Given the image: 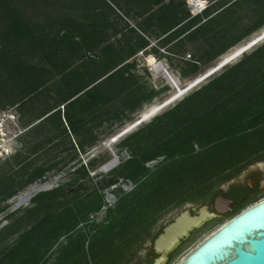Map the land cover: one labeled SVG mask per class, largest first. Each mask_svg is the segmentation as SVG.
<instances>
[{
    "label": "trees",
    "instance_id": "1",
    "mask_svg": "<svg viewBox=\"0 0 264 264\" xmlns=\"http://www.w3.org/2000/svg\"><path fill=\"white\" fill-rule=\"evenodd\" d=\"M164 1L0 0V109L16 106L25 129L0 164V213L28 185L73 169L5 214L0 264H127L168 210L212 200L220 183L264 159L263 41L123 137L128 157L107 178L88 176L96 159L71 166L104 123L131 120L126 112L158 95L128 62L151 37L174 54L193 45L179 68L188 78L264 25V0H217L194 17L183 0ZM113 6L135 26H117ZM120 179L133 187L123 191ZM113 185L116 199L96 223Z\"/></svg>",
    "mask_w": 264,
    "mask_h": 264
},
{
    "label": "rangeland",
    "instance_id": "2",
    "mask_svg": "<svg viewBox=\"0 0 264 264\" xmlns=\"http://www.w3.org/2000/svg\"><path fill=\"white\" fill-rule=\"evenodd\" d=\"M168 1L169 0H165L164 2H168ZM183 2L185 3L184 6L186 7L187 0H183ZM113 8H114V14L112 13V18L114 19V22L117 23V26H121L123 28L122 29L123 31H124V29H126V28H124L125 23H127L130 27H134L135 24L138 22L139 19L133 18L131 16H125L122 13V11H119L118 9H116L115 6H113ZM251 36H252V34L250 36L246 37L244 40H242L238 44L245 42ZM115 37L119 38V35H116ZM115 37L111 40H114ZM149 43H150L149 47L152 46L155 49H157V51H158L157 54L151 53V55L154 56V58H155V60H157V62L163 63L168 68V70L170 72H172L173 76L177 80H179V82H178L179 86H183L188 80H190L194 76V75H192L191 77L183 78L180 76V73H179V70H180L179 68L182 65L183 61H192L194 59L195 50H194L193 45L187 44L185 46L184 50H182V52H180L179 54H174L172 52V50L168 51L169 48L174 49V45L172 43L169 44L167 49L160 47V45L158 43V38H156V37H151L149 39ZM256 46H254V47H256ZM149 47L145 48L144 50L138 51L134 56H132L130 59H128V62L133 64V67L131 68V72L133 74L137 75V77L140 79V82L142 84H145V87H146L145 90L146 91H149V89H151V88L159 91L158 95L155 96L152 99V101L150 102V104H152V103H158V102L162 101L163 99L167 98L173 92V89L171 88V86L169 84H167L166 81H163L164 76L162 74L158 73L156 69L152 70L151 66L148 65V63L146 61V57L150 55L149 54L150 53ZM252 49H250L249 51H247L245 53H249ZM239 58H237L235 61H237ZM217 60H218V57L215 60L211 61L210 63L202 66L200 68V70L198 71V73H202L206 69L212 67ZM235 61H233L232 63H234ZM227 65H229V64H227ZM227 65H225V66H227ZM224 67H222L220 70H218L217 72H215L211 76H214V75L218 74L219 72H221ZM175 72L177 74H174ZM210 77H208V78H210ZM207 79L202 81L199 85L204 83ZM163 86H167L168 90L161 92L160 88ZM198 86H196V87H198ZM192 90H190V91H192ZM189 92H187L186 94H188ZM186 94L182 95L180 98H178L177 100L173 101L172 103H170L169 105L164 107L157 114L163 112L167 108L174 105L177 101H179ZM148 105H149L148 103H144V104H142L141 108L137 109L136 111H134L132 113L126 112L125 114L128 115L129 118H131V120H126L123 117V120L121 121L120 124H118L117 120H115L114 122L104 123L103 128L97 130V132L99 134V140L96 142V144L90 148H87L85 150V152L77 151L78 152L77 159L71 163L72 164L71 166H76V165H79L80 163L83 165H86L89 160L96 159L97 162H96L95 168H93V169L88 168V176L90 177L92 182H96L100 179L107 178L109 173L114 168H116L121 161H123L125 158L128 157V153L125 150L119 152V149H120L118 146L119 141L122 140V138L125 137L128 133L137 129L143 123L148 122L152 117L149 120L137 125L131 131H129L127 134H125L122 138H120L117 142H115L111 145H108V146H103L102 142L106 141L109 138H112L111 137L112 135H114L116 132H118L125 125H127L128 123H130L131 121L136 119L138 113H140ZM60 109L61 110L63 109L62 105L60 106ZM2 110L5 112H14L17 116V124H18L19 128L22 129L23 131L19 135H17V137H13V133L18 131V127H16L12 123H7L6 125H4V127L7 125L8 126L3 128V131L5 132L3 135L1 134L2 130H0V164L4 159H7L8 157H10L13 153H15V151L17 149L20 148L21 144L19 142V137L25 130L20 125L19 113L16 109V106L6 107L5 109H0V111H2ZM0 129H1V127H0ZM113 154L119 158L118 164L116 166L112 167L110 170H108L106 172H102L101 167L105 166L111 160ZM104 158H105V160L102 163V160ZM159 160L160 159H157L156 161H151V162L147 163V166L151 167ZM255 163H264V159L262 161L255 162ZM66 170L72 171L73 169L69 168ZM67 172L64 170V171H61L60 173H53V172L48 173L47 177L44 179V181H41V182L37 181L35 183L28 185L27 187H25L23 189V191L19 192L17 195H15V196L11 197L10 199H8L7 201H5V204H7L8 207L4 212L0 213V227L7 224V222H9L7 219H5V217H4L5 214H7L13 210L21 209V208H24L25 206H28L29 202H30V198L34 194H36L37 192H40V191H44V190L54 188L55 186L67 181L70 178V176L67 174ZM116 186L120 187L123 191H129L133 187V184L130 181H125V180L120 179L118 181V183L116 184ZM113 187H114V185L105 189L104 191H102L106 205L103 206L93 216V220L96 223H101L103 221L104 216H105V212H106V208L108 206H112L115 199H116L115 194H113L111 192V188H113ZM68 192H70V190H68ZM24 194H30L31 196L28 200L24 201L21 204H18L19 199H21ZM207 202H208L207 200L196 201V202H187L180 207L168 210L162 216V218L159 219L158 222L154 225L151 232L153 234L156 233L159 230V228H161L166 223H168L170 220H172V218L174 216H176L182 209H184V208H195L196 206H198L200 204H206ZM226 220H227V217L214 218V219H211L210 221H208L202 227L194 230L192 235L189 236L183 244H181L180 246H178L174 250V253L172 254L171 258L168 261H166L165 264H177L188 252H190L194 247H196L202 240H204L209 234H211L215 229H217V227H219ZM11 238L12 237H10V236L7 238L5 237V240L9 241V240H11ZM0 239L3 240L4 237H0ZM64 241H65L64 238L59 239L60 243H62ZM54 248H56V246H54ZM150 248H151V243H150V240L147 238V239H145L142 246L137 250L135 256L127 264H146L145 259L151 255L150 254L151 253ZM53 257L55 258V256H53Z\"/></svg>",
    "mask_w": 264,
    "mask_h": 264
},
{
    "label": "water",
    "instance_id": "3",
    "mask_svg": "<svg viewBox=\"0 0 264 264\" xmlns=\"http://www.w3.org/2000/svg\"><path fill=\"white\" fill-rule=\"evenodd\" d=\"M248 45L246 44L241 48L239 53L243 52ZM224 64H217L207 72L195 74L183 86L175 85L176 92L173 95L160 101L146 114L138 113L137 117L139 118L134 119L135 121L123 130L121 128V131L114 137H119L126 130L139 125L141 122L143 123L144 119L155 110L170 104L171 100L189 92L197 86V83L210 77L218 67ZM163 79L166 81L165 78ZM231 203L230 200L224 198L223 194H219L214 200V212L209 211L206 205L200 206L197 211H195L196 207L192 208L195 211L193 214L189 208L182 209L170 222L163 226L161 232L153 239L150 251L156 257L152 259L150 264H165L168 254L176 249L191 231L200 228L206 221L215 218L218 214L228 212L229 209H222L219 205L230 206ZM177 264H264V199L246 206L236 215L223 222Z\"/></svg>",
    "mask_w": 264,
    "mask_h": 264
},
{
    "label": "flooded vegetation",
    "instance_id": "4",
    "mask_svg": "<svg viewBox=\"0 0 264 264\" xmlns=\"http://www.w3.org/2000/svg\"><path fill=\"white\" fill-rule=\"evenodd\" d=\"M216 189L219 190V192L213 197V199L207 200L208 202L206 204H200L196 206L195 211H197V209L200 206L206 205L209 211L214 212L215 211L214 200L217 197V195L223 194L224 198L230 200L232 203L230 206H223L222 208V209H229L228 212L223 214H218L215 218L227 217L228 220L246 206H249L253 203H256L264 199V163H253L251 165H248L247 168H244L237 175L231 177L227 181L220 183L216 187ZM189 209L192 214L195 212L192 210V208ZM208 221H206L203 225H205ZM162 228L163 226L159 228V230L156 233H154V235L155 236L158 235V233L161 232ZM193 231L190 232L189 236L192 235ZM185 240L181 241L179 246L183 244ZM174 250L168 254L167 261L171 258L172 254L174 253ZM150 254L151 255L145 259V263H147L148 261L152 262V259L156 257V255L153 252H151Z\"/></svg>",
    "mask_w": 264,
    "mask_h": 264
},
{
    "label": "bare ground",
    "instance_id": "5",
    "mask_svg": "<svg viewBox=\"0 0 264 264\" xmlns=\"http://www.w3.org/2000/svg\"><path fill=\"white\" fill-rule=\"evenodd\" d=\"M263 41H264V25L260 29H258L256 32L252 33V36L250 38H248L245 42H242L240 44L235 45L233 48L229 49L228 51H226L225 53H223L221 56H219V58L215 62V64L212 67L206 69V71H204V72L209 71L211 68L215 67L217 64L225 63L223 66L218 67L212 73V74H214L215 72H217L218 70H220L222 67H224L227 64L232 63L237 58H239L243 53L249 51L254 46L260 44ZM246 44H249L248 47L243 52L239 53L240 50H241V48H243ZM146 61H147L148 65L151 66L152 70H155L156 69L158 73H160V74H162L164 76V78L166 79L167 84H169L171 86V88L173 89V92L169 96L173 95L176 92L175 85L179 87V83H178L179 80H177L173 76L172 72H170L168 70V68L163 63L157 62V60H155V58H154L153 55L150 54L149 56H147L146 57ZM200 83H201V81L199 83H197L196 85L198 86ZM181 96L182 95H180V96L176 97L175 99L171 100V103L173 101L177 100L178 98H180ZM159 103L160 102L149 104L140 113L141 114H146L148 111H150L151 108L156 107ZM167 105H169V103ZM167 105L163 106L162 108H159V109L155 110V112H153L151 115H149L148 117H146L144 119V122L147 121V120H149L154 115H156L160 110H162ZM137 118H139V117H137ZM135 120H133V121H135ZM133 121H131L130 123H128L127 125H125L121 130H123L124 128H126L127 126H129ZM135 127H133V128H135ZM133 128H131L129 130H126V132H124V134H122L119 137H114L118 132L121 131V130H119L118 132H116L114 135L111 136L113 138H109L106 141L102 142V145L103 146H108V145H111V144L117 142L120 138H122L126 133H128L129 131H131ZM118 160H119V158L116 157V155L113 154L111 160L105 166L101 167V171L102 172H106V171L110 170L112 167H114V166H116L118 164ZM30 196H31L30 194H24L23 197L21 199H19L18 204H21L24 201L28 200L30 198ZM219 206L221 208H223V206H221V205H219Z\"/></svg>",
    "mask_w": 264,
    "mask_h": 264
},
{
    "label": "built area",
    "instance_id": "6",
    "mask_svg": "<svg viewBox=\"0 0 264 264\" xmlns=\"http://www.w3.org/2000/svg\"><path fill=\"white\" fill-rule=\"evenodd\" d=\"M217 0H187L186 9L190 13V17L202 14L207 8L213 5ZM7 123H12L18 127V131L13 133V137H17L23 130L17 124V116L14 112L0 111V127L1 134H4L3 128L7 127Z\"/></svg>",
    "mask_w": 264,
    "mask_h": 264
}]
</instances>
